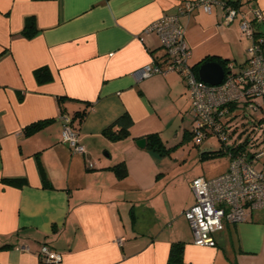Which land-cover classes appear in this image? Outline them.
<instances>
[{
	"label": "crops",
	"instance_id": "obj_1",
	"mask_svg": "<svg viewBox=\"0 0 264 264\" xmlns=\"http://www.w3.org/2000/svg\"><path fill=\"white\" fill-rule=\"evenodd\" d=\"M183 1L0 0V264H166L179 241L176 264H264V212L224 224L214 247L194 244L183 212L194 202L195 177L180 180V162L136 141L156 132L166 146L193 129L181 75H133L146 64L166 67L162 40L145 29ZM242 3V11L257 6L264 14V0ZM222 17L217 4L180 16L197 69L206 56L235 71L245 66L252 42L237 19L224 24ZM29 18L32 35L24 33ZM254 28L264 35V21ZM38 68L49 71L48 81H37ZM83 109L72 126L84 147L76 153L62 141L59 116ZM124 112L130 134L106 139L104 128ZM119 162L126 177L111 169ZM7 177L25 181L16 187ZM43 246L58 260L41 262Z\"/></svg>",
	"mask_w": 264,
	"mask_h": 264
},
{
	"label": "built area",
	"instance_id": "obj_2",
	"mask_svg": "<svg viewBox=\"0 0 264 264\" xmlns=\"http://www.w3.org/2000/svg\"><path fill=\"white\" fill-rule=\"evenodd\" d=\"M213 4L221 6L224 24L237 19L240 30L252 42L247 48L245 66L235 71L233 64L227 65L224 78L218 85L205 84L194 72L189 62L191 50L185 38V26L180 21L181 15H191L197 7L210 11ZM263 21V11L257 6L246 12L228 0H184L177 6L175 14L164 15L145 29V32H155L162 40L166 67L146 64L133 75L145 79L154 74L177 72L184 78L192 98L194 141H202L210 134H215L219 140L227 139L222 120L231 112L230 107L245 105L250 110H264V55L261 47L264 38L254 28ZM59 117L63 121L62 141L67 142L72 152L84 153L77 133L70 128V117L65 114ZM250 156L246 159L236 154L229 158L227 170L222 174L212 179L200 176L189 182L194 202L183 215L192 231L194 244L214 247L217 244L214 233L222 230L224 224H237L246 219L249 211L264 210V148L253 151ZM40 258L44 262L56 261L59 255L43 246Z\"/></svg>",
	"mask_w": 264,
	"mask_h": 264
},
{
	"label": "trees",
	"instance_id": "obj_3",
	"mask_svg": "<svg viewBox=\"0 0 264 264\" xmlns=\"http://www.w3.org/2000/svg\"><path fill=\"white\" fill-rule=\"evenodd\" d=\"M233 6L236 8H240L241 3L245 2L247 0H228ZM243 4V3H242ZM242 10V9H241ZM24 33L27 35H32L31 29L35 26L33 19L29 18L26 21ZM29 30H27V29ZM264 38V35H263ZM264 46V42L262 44V49ZM214 57L211 56H206L204 61L208 60H213ZM220 62L224 70L227 68V64L225 62L221 61L220 59L217 60ZM194 72L197 74V66H193ZM35 76L37 78L38 82H46L50 79V73L46 68H38L35 72ZM241 106H239L240 108ZM230 109H232L230 107ZM86 112V109L83 110H77L72 117H70V128L73 126V121L78 116L80 119L84 117V114ZM238 114V113H237ZM235 115V114H233ZM231 115L229 119L224 118L223 124L225 126L222 127V130L226 131L227 134V139H222L220 140L221 146L217 147L216 149H208V150H202L200 155L201 158H211L215 156H223V154L227 155V157L231 158L238 154L241 157L244 158H250L251 153L253 151H250L249 149V140H251L253 137L255 139H252L251 142H253V146L257 145L255 143L256 141L260 140L264 141V124L261 122L264 121V115L257 117V119L252 115V118L250 119L252 122H249L247 120L242 121L241 124L238 126V123L235 121L233 125H231V120L234 117ZM233 116V117H232ZM46 123V122H36V123H31L29 126H26L23 131L26 133V135H29L30 133L38 130L41 128V126ZM132 127V119L129 113L124 112L120 116L116 117L113 122L109 125H107L104 130H103V135L106 137V139H109L110 141H116L119 139L125 138V136L130 134V129ZM194 128V126H193ZM73 129V128H72ZM74 130V129H73ZM193 131V129H192ZM192 131L189 133L190 137L193 139L194 134ZM235 135V136H234ZM137 144L141 145L145 149H152L153 151L159 153L160 155L162 154H169L168 149L166 148L163 140L161 137L158 135L156 132H149L148 134L144 136H138L137 138ZM194 141V139H193ZM201 141L195 142V144H198ZM229 143V144H228ZM111 169L113 170L114 173H116L119 177H126L127 176V169L126 165L124 162H119L116 163L115 165L111 166ZM44 178V177H43ZM4 182H8L9 184L19 187L24 183V179L22 178H11L7 177L3 179ZM47 183V181H46ZM11 243H6L3 244L1 247H10ZM182 247L183 244L179 242H173L169 253H168V259L166 264H176L180 262L182 258ZM40 250V249H39ZM40 252V251H39ZM41 262H44L43 260H40ZM46 263V262H45Z\"/></svg>",
	"mask_w": 264,
	"mask_h": 264
},
{
	"label": "rangeland",
	"instance_id": "obj_4",
	"mask_svg": "<svg viewBox=\"0 0 264 264\" xmlns=\"http://www.w3.org/2000/svg\"><path fill=\"white\" fill-rule=\"evenodd\" d=\"M246 40L248 39L246 38ZM240 108V110H237L239 111L238 115H236L235 118L231 120V125H233L235 121L238 123V126L242 121L245 120L252 122L250 120L252 118V115L256 119L257 117L264 115V110H262L261 108H259L257 111L250 110L245 105L241 106ZM188 122H191V116L189 117ZM261 123L264 124V121H262ZM193 124L194 122L188 124V129H192ZM252 139H255V137H253ZM252 139L247 143L249 144L250 151H259L264 148V141L260 142V140H258L255 142L257 143V145L253 146L252 143L254 141L251 142ZM178 141L179 140H175L174 142H172L171 140L172 144H166V148L168 149L171 157L180 162L179 171L182 174L179 178L180 180H185V176L186 178L188 176H193L195 178L204 176L207 179H212V177L218 176L219 174H222V172H224L226 164L229 160V158L225 154H223V156L218 155L211 158H201L200 155L202 150H208L210 148L216 149L217 147L221 146V142L215 134L208 135L198 144H195L190 136H188L184 140H181L180 142ZM168 143H170V141ZM256 167H258V165ZM260 212L262 213L264 212V210H261Z\"/></svg>",
	"mask_w": 264,
	"mask_h": 264
},
{
	"label": "water",
	"instance_id": "obj_5",
	"mask_svg": "<svg viewBox=\"0 0 264 264\" xmlns=\"http://www.w3.org/2000/svg\"><path fill=\"white\" fill-rule=\"evenodd\" d=\"M199 79L205 84L218 85L224 78V68L218 62L206 61L197 69Z\"/></svg>",
	"mask_w": 264,
	"mask_h": 264
}]
</instances>
